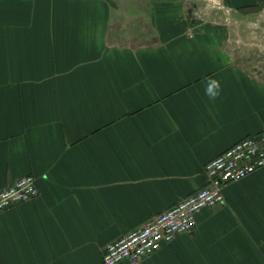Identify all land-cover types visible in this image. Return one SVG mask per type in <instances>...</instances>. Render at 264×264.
<instances>
[{"label":"crops","instance_id":"obj_1","mask_svg":"<svg viewBox=\"0 0 264 264\" xmlns=\"http://www.w3.org/2000/svg\"><path fill=\"white\" fill-rule=\"evenodd\" d=\"M209 87L215 96L208 93ZM264 127V0H0V264H104ZM137 261L264 264V167Z\"/></svg>","mask_w":264,"mask_h":264},{"label":"built area","instance_id":"obj_2","mask_svg":"<svg viewBox=\"0 0 264 264\" xmlns=\"http://www.w3.org/2000/svg\"><path fill=\"white\" fill-rule=\"evenodd\" d=\"M261 167H264V127L210 159L203 170L206 183L200 189L161 211L148 223L109 243L101 253L103 263L137 261L171 244L175 236L197 226L200 209L225 201L223 187L226 183L243 179ZM39 192L33 174L18 177L0 189V212L35 198Z\"/></svg>","mask_w":264,"mask_h":264},{"label":"clouds","instance_id":"obj_3","mask_svg":"<svg viewBox=\"0 0 264 264\" xmlns=\"http://www.w3.org/2000/svg\"><path fill=\"white\" fill-rule=\"evenodd\" d=\"M208 93L211 94V95H213V96H215V93L212 91V88L211 87H209Z\"/></svg>","mask_w":264,"mask_h":264}]
</instances>
